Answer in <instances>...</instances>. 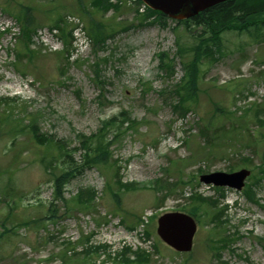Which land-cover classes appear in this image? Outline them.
<instances>
[{"label": "rangeland", "instance_id": "1", "mask_svg": "<svg viewBox=\"0 0 264 264\" xmlns=\"http://www.w3.org/2000/svg\"><path fill=\"white\" fill-rule=\"evenodd\" d=\"M93 1L0 0V25L7 18L15 21L14 13L28 6L34 32L59 18L68 25L65 16L74 14L87 34L83 52L74 58L71 36L60 51L44 52L31 39L24 45L21 35L13 34L16 29L3 32L0 26V232L13 230L0 240V264H62L66 241L80 254L75 264H84L87 245L106 247L88 257L90 264H264V176L258 171L264 124L253 109L264 120V20L259 30L220 34L221 55L201 60L198 100L182 117L171 106L176 101L171 92L184 73L174 57L175 35L191 43L194 27L186 31L181 25L174 32L175 21L159 20L142 5L105 11ZM90 19L108 30L103 43L90 36ZM160 53L173 58L171 74L159 68ZM122 111L137 126L124 124L108 163L83 168L65 183L64 200H57L53 176L40 162L57 149L36 141L31 123L38 135L65 143L80 164L81 136L92 135L102 120ZM211 118L204 136L201 130ZM16 126L26 131L16 133ZM246 157L249 162L242 160ZM63 160L57 159L55 174L67 166ZM241 168L251 174L240 190L199 181L201 174ZM252 174L261 176L255 184ZM251 185L254 200L245 193ZM193 194L217 200L227 221L213 222L217 208L202 202L194 216L193 248L178 253L157 236V219L169 211L188 213ZM55 210V221L47 220ZM224 237L228 241L222 245ZM122 246L151 249L153 256L139 263L128 252L133 262L123 263L112 255L122 254Z\"/></svg>", "mask_w": 264, "mask_h": 264}, {"label": "trees", "instance_id": "2", "mask_svg": "<svg viewBox=\"0 0 264 264\" xmlns=\"http://www.w3.org/2000/svg\"><path fill=\"white\" fill-rule=\"evenodd\" d=\"M99 5L98 8H102L107 11L108 8H113L114 10L118 11L120 5H110L105 0H94L93 2ZM30 7H20L19 11L15 12L16 20L21 24V38L25 43H29L31 39V34L34 32V28L31 27V17L29 14ZM150 13L155 14L159 20L167 19L165 15L158 11L149 10ZM148 12V13H149ZM264 16V0H227L220 4H217L213 7L207 8L204 11L198 13L197 15L191 17L190 19L183 20V21H175V25L173 26L174 32L176 29L183 25L184 29L187 31L189 28L194 27L191 35L192 42L188 43L182 40V35H175V45H176V54L174 57H177L183 67L184 73L182 75L181 80L175 84L172 94L176 98L171 106L174 110L179 112L182 117H184L187 112H189L190 104L194 105L197 103L198 100V83L201 79V70H200V63L202 59L208 60H215L217 59L222 52V39L220 34L227 30L237 29V30H248L250 25L256 26V30L259 29L257 26L260 17ZM63 19L59 18L53 22V25L59 26V23L62 22ZM90 29L88 32L90 36L93 37L95 43L102 42L108 36V30L104 28L102 25H95L94 20L90 19ZM182 27V29H183ZM61 36L64 41L67 43L68 38L71 36V33L66 29H60ZM29 51V50H28ZM159 68L164 70L165 72L172 73L174 71L172 62L174 61L173 58H168L166 53L159 54ZM99 63L95 64L96 74L98 70ZM253 109H256V120L260 124H264V120L258 117L260 110L254 106ZM262 109V108H261ZM216 111L221 113L222 115L226 114L227 111L222 107H216ZM211 120L207 121V127L201 130V134L204 136L207 135V132L210 130L211 127ZM127 123L129 128H133L137 126V121L131 120L128 114L124 111L120 112L117 115H113L101 121V125L98 130L93 133L92 135L86 137L81 136V147L84 149V153L82 155V163L78 164L73 160L71 154L66 149L65 143H60L45 137L44 135L37 134V128L34 121L29 126V130L36 134L35 138L36 141L42 143L47 148H52L55 146L57 152L53 154L50 153L48 157H43L40 159L45 170L50 172L53 176V184L54 189L57 190L56 199L57 200H64L63 198V187L65 183L68 182L70 178L75 176L76 174L80 173L83 168L91 167L93 165H106L109 161L110 157V146L112 142L117 138L120 129L123 127L124 124ZM16 133H23L25 132V127L23 126H16ZM112 131V134H110ZM83 135V134H82ZM110 136L112 137L110 139ZM44 142H48L45 144ZM64 157L63 163H67V166L64 170L58 175L55 174V170L57 167V159ZM263 158V165L258 168L260 174L264 176V150L262 152ZM244 162H249L250 158H242ZM58 175V176H57ZM255 180H260V175L252 176ZM119 182V181H118ZM253 185L248 186L245 190L247 197L250 200H254V193H253ZM82 195V190L77 198H80ZM190 199H192V207L187 211L189 214L193 216H197L198 210L201 208V203L204 202L211 207L217 208V200H212L211 198L202 197L200 194H193L191 195ZM88 206L91 203V195L87 196ZM84 203V201H83ZM53 205L48 206L47 208H51ZM75 207V205H73ZM81 206H83L81 204ZM65 210H70L69 208H65ZM225 207L224 208H217L211 214L210 219L213 222H217L218 225H222L227 221L225 218ZM47 220L55 221L56 219V210L50 215L45 216ZM37 221V219H35ZM40 223V221H37ZM29 223L26 221L24 224ZM37 223V224H38ZM3 224V222H2ZM13 231L12 229H6L0 232V240L3 239V236L7 234V232ZM16 234L15 232H12ZM9 236H7L8 238ZM221 244H225L228 241V238H219ZM65 244L68 246L66 249L61 253V261L62 264H73L77 260L80 259V254L76 253L75 245L70 241H66ZM219 244L222 248V245ZM129 247H124L122 250L121 262L123 263H131L129 258L125 256L126 253L129 252ZM99 250H105L104 245L99 246H86V248L82 252V256L85 257L83 260L84 264H90L88 257L91 255H97ZM72 251V252H71ZM68 252H71V255H68ZM136 261L142 263L145 260H148L147 256L142 253H136ZM75 264V263H74ZM76 264H80L76 263ZM105 264V263H104ZM223 264H227L224 262Z\"/></svg>", "mask_w": 264, "mask_h": 264}, {"label": "water", "instance_id": "3", "mask_svg": "<svg viewBox=\"0 0 264 264\" xmlns=\"http://www.w3.org/2000/svg\"><path fill=\"white\" fill-rule=\"evenodd\" d=\"M223 1L226 0H143L149 8L176 20L188 19ZM249 175L250 170L242 168L230 173L202 174L199 180L205 184L240 190ZM195 232V220L183 212H166L157 220V235L165 244L179 252L191 250Z\"/></svg>", "mask_w": 264, "mask_h": 264}, {"label": "built area", "instance_id": "4", "mask_svg": "<svg viewBox=\"0 0 264 264\" xmlns=\"http://www.w3.org/2000/svg\"><path fill=\"white\" fill-rule=\"evenodd\" d=\"M38 34L41 36V38H42L43 40H49V37L52 36V34L49 33L48 30H46V29L39 30V31H38ZM76 34H77V35H80V34H78V33H76Z\"/></svg>", "mask_w": 264, "mask_h": 264}]
</instances>
